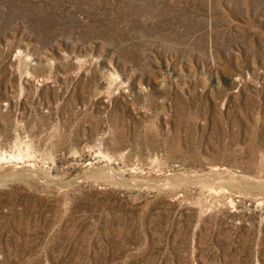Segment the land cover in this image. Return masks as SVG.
Here are the masks:
<instances>
[{
    "label": "rangeland",
    "instance_id": "374dc122",
    "mask_svg": "<svg viewBox=\"0 0 264 264\" xmlns=\"http://www.w3.org/2000/svg\"><path fill=\"white\" fill-rule=\"evenodd\" d=\"M0 264H264V0H0Z\"/></svg>",
    "mask_w": 264,
    "mask_h": 264
}]
</instances>
